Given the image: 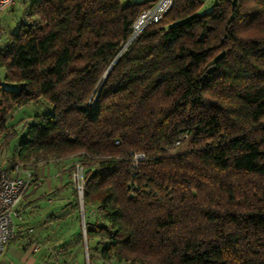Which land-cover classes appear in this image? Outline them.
Listing matches in <instances>:
<instances>
[{
	"label": "trees",
	"instance_id": "1",
	"mask_svg": "<svg viewBox=\"0 0 264 264\" xmlns=\"http://www.w3.org/2000/svg\"><path fill=\"white\" fill-rule=\"evenodd\" d=\"M157 1L27 0L0 50L10 167H82L39 264H264V0H172L131 39Z\"/></svg>",
	"mask_w": 264,
	"mask_h": 264
},
{
	"label": "rangeland",
	"instance_id": "2",
	"mask_svg": "<svg viewBox=\"0 0 264 264\" xmlns=\"http://www.w3.org/2000/svg\"><path fill=\"white\" fill-rule=\"evenodd\" d=\"M126 2V0H121L122 4ZM26 5L27 0H15L11 5L0 10V50H3V47H5L8 36L16 30L18 21L21 19L22 11ZM210 7V3L209 5H203L200 12L206 11ZM3 73V69H0V79ZM2 84L4 87H12L10 84ZM34 106V103H30L14 111L13 116L7 122V131L10 133L11 131H15L17 134L20 133L22 125L26 122L25 120H30L28 118L29 116L41 113ZM20 140L21 135L18 136L17 141L14 138L6 145L0 139V165L11 175L24 176L25 172L30 174L29 184L16 206L20 218L14 221V230L16 232L14 239L23 235L25 242L28 243L33 239V235L34 239L39 237L37 236V231L40 227L36 223L38 219L46 220L50 213H59L63 204L71 201L70 191L78 182L73 179V174L77 170L81 174V170L79 168L77 169V167L72 173L68 170L71 164L79 163L78 158L75 157L56 161L38 162L25 167L20 164H15L10 167L9 160L13 155L16 143ZM17 165L18 167L16 168ZM15 168L19 172H16ZM33 185H35L34 192H31ZM66 211L74 210L71 206H68Z\"/></svg>",
	"mask_w": 264,
	"mask_h": 264
},
{
	"label": "built area",
	"instance_id": "3",
	"mask_svg": "<svg viewBox=\"0 0 264 264\" xmlns=\"http://www.w3.org/2000/svg\"><path fill=\"white\" fill-rule=\"evenodd\" d=\"M15 0H0V10L11 5ZM172 0H158L150 8L142 11L137 17L133 25V34L131 39L147 24L158 22L162 15L171 6ZM142 154L134 156L135 159L142 158ZM18 165L16 166V168ZM81 170L73 174V179L77 180L75 186L79 205H82V167L78 164L75 168ZM15 168L16 172H19ZM74 172V171H73ZM30 174L25 172L24 176L11 175L4 167L0 165V255L3 252L6 244L11 241L16 232L14 230V221L20 218L16 206L21 200L28 184ZM30 251L35 253L39 249V245L32 243L29 247Z\"/></svg>",
	"mask_w": 264,
	"mask_h": 264
},
{
	"label": "crops",
	"instance_id": "4",
	"mask_svg": "<svg viewBox=\"0 0 264 264\" xmlns=\"http://www.w3.org/2000/svg\"><path fill=\"white\" fill-rule=\"evenodd\" d=\"M128 1H141V0H126ZM204 5H209L212 0H202ZM19 232V230H18ZM0 264H39L36 258V253L30 251L26 246L25 238L23 235L18 238H13L9 241L3 252L0 255Z\"/></svg>",
	"mask_w": 264,
	"mask_h": 264
},
{
	"label": "water",
	"instance_id": "5",
	"mask_svg": "<svg viewBox=\"0 0 264 264\" xmlns=\"http://www.w3.org/2000/svg\"><path fill=\"white\" fill-rule=\"evenodd\" d=\"M109 68L107 69V71L105 72L104 76L107 74ZM82 200V199H81ZM80 209H82V206H80Z\"/></svg>",
	"mask_w": 264,
	"mask_h": 264
}]
</instances>
